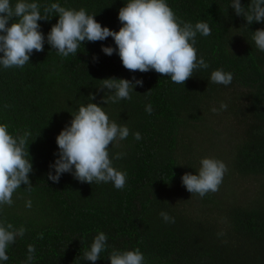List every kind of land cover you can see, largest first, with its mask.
Listing matches in <instances>:
<instances>
[{"label": "trees", "instance_id": "obj_1", "mask_svg": "<svg viewBox=\"0 0 264 264\" xmlns=\"http://www.w3.org/2000/svg\"><path fill=\"white\" fill-rule=\"evenodd\" d=\"M49 2L39 0L41 10ZM229 2L167 0L179 22L203 20L210 26L209 35L197 33L194 45L208 67L194 69L183 84L154 70L126 69L115 52L101 51L102 44L115 47L111 37L83 41L68 56L45 43L22 67L0 68V122L13 135L31 133L26 148L32 162L31 191L21 184L13 204L0 209V218L25 227L4 264H23L28 244L35 247L31 264H93L83 253L98 231L106 233L109 248L94 264H109L113 247L139 248L145 264H264V51L251 39L264 22L246 25ZM59 3L83 7L102 27H120L124 0ZM248 3L241 0L242 6ZM56 20L38 21L40 30L46 34ZM217 68L232 73L229 85L209 80ZM107 77L143 81L130 99L105 105L109 119L129 128L124 140L109 145L110 158L124 153L112 160L127 173L124 188L82 182L70 173L48 180L56 135L89 93H95L92 102L103 103L108 93L99 88L100 80ZM220 102L227 107L211 111ZM202 157L220 159L227 168L218 190L203 197L180 180L199 168ZM27 199L31 207H25ZM161 210L175 221H164Z\"/></svg>", "mask_w": 264, "mask_h": 264}, {"label": "clouds", "instance_id": "obj_2", "mask_svg": "<svg viewBox=\"0 0 264 264\" xmlns=\"http://www.w3.org/2000/svg\"><path fill=\"white\" fill-rule=\"evenodd\" d=\"M229 6L237 16H243L246 25L264 22V0H249L247 7L242 6L241 0H230ZM52 16L57 20L45 34L38 21ZM94 16L83 7L66 8L59 0H51L43 10L39 0H0V68L22 67L29 62L33 50L42 51L45 43L59 55L68 56L77 54L83 41H103L107 37L112 38L115 47L102 44L101 51L105 55L115 52L122 66L128 70H154L174 83L183 84L193 75L194 69L208 67L202 55L197 57L194 45L197 33L209 35L210 26L203 20L179 22L167 0H124L117 14L118 30L102 27ZM251 39L257 49L264 51V28L251 31ZM232 78V73L222 68L212 70L209 75L212 83L225 86L231 83ZM100 81L99 88L108 93L101 97L103 103L92 102L95 93H89L87 101L79 104L71 113L70 121L55 137L57 149L47 173L48 180L54 183L63 173H70L82 182H111L116 189L125 186L127 173L114 167L112 162L124 153H115L110 158L109 145L124 140L129 135V128L109 119L105 105L108 101L117 103L121 99H130L134 88L142 85L143 81L135 77H107ZM226 107L224 102H220V108L212 107L211 111ZM145 111H152L150 104L145 105ZM30 135L28 130L13 135L7 124L0 122V209L13 204L12 194L21 184L25 191L32 189L29 181L32 162L26 148ZM132 135L136 140L140 139L139 132ZM199 165L194 173H182L180 180L188 192L203 197L218 190L227 168L222 160L214 157H202ZM31 204V199L25 201V207H31ZM158 215L166 222L175 221V217L164 210ZM24 233L23 225L14 227L0 218V264L8 260L7 250ZM108 248L106 233L98 231L85 249L83 259L94 264ZM34 251V245L28 244L23 264H31ZM106 258L109 264H145L144 254L139 248L113 247Z\"/></svg>", "mask_w": 264, "mask_h": 264}]
</instances>
